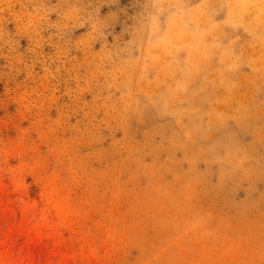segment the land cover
<instances>
[{
  "label": "clouds",
  "instance_id": "clouds-1",
  "mask_svg": "<svg viewBox=\"0 0 264 264\" xmlns=\"http://www.w3.org/2000/svg\"><path fill=\"white\" fill-rule=\"evenodd\" d=\"M0 264H264V0H0Z\"/></svg>",
  "mask_w": 264,
  "mask_h": 264
},
{
  "label": "rangeland",
  "instance_id": "rangeland-1",
  "mask_svg": "<svg viewBox=\"0 0 264 264\" xmlns=\"http://www.w3.org/2000/svg\"><path fill=\"white\" fill-rule=\"evenodd\" d=\"M0 91H2V86H0ZM3 115V112H0V116Z\"/></svg>",
  "mask_w": 264,
  "mask_h": 264
}]
</instances>
